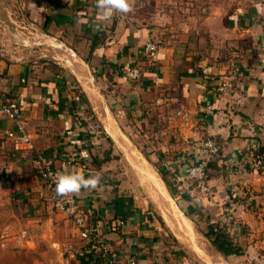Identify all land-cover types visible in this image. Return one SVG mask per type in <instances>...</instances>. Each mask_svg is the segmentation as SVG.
Instances as JSON below:
<instances>
[{"label":"crops","instance_id":"0c3cea01","mask_svg":"<svg viewBox=\"0 0 264 264\" xmlns=\"http://www.w3.org/2000/svg\"><path fill=\"white\" fill-rule=\"evenodd\" d=\"M132 3L131 13L108 21L95 0H7L0 7V105L9 96L23 106L33 139V147L17 144L8 135L20 134L17 121L0 116V252L7 241L49 231L55 252L83 245L49 199L36 163L41 154L60 171L102 177L97 189L75 195L93 210L91 227L120 253L121 264L131 256L138 264L193 263L159 219H149L147 200L113 180L111 160L96 163L107 153L96 155L92 146L102 136L89 109L106 137L121 143L126 128L164 170L163 162L193 157L206 138L220 139L236 174L217 158L221 173L209 182L211 193L199 205L184 193L185 211L210 244L212 224L229 234L240 253L225 256L213 246L226 264H264V167L252 171L248 164L255 142L264 161V0ZM149 38L160 41L155 65L144 52ZM131 64L144 68L142 84L120 78L118 69ZM222 82L229 83L224 90ZM175 109L188 117L168 120ZM134 122L146 132L131 131ZM62 229L71 244L61 241Z\"/></svg>","mask_w":264,"mask_h":264},{"label":"rangeland","instance_id":"374dc122","mask_svg":"<svg viewBox=\"0 0 264 264\" xmlns=\"http://www.w3.org/2000/svg\"><path fill=\"white\" fill-rule=\"evenodd\" d=\"M4 1L7 5V0H0V7L5 5ZM73 85L76 87L78 86L77 84ZM75 90L77 91L79 89L75 88ZM86 114L92 122L95 131L98 132L99 136H102L101 141L96 140V143L92 144V146L95 147L96 155L98 150L101 152L106 150L105 153H107L104 157L98 155L95 159L96 163L101 164L103 161L111 160L110 163L113 164L112 168L114 170L112 172L113 180L117 184L121 185L123 192L136 196L142 200H147L148 204H150L152 212H155L159 221L162 223L164 231L168 233V237L170 236V238L180 242V244L178 243L179 247L178 245L176 246L178 248L177 251H180L179 249L182 248L188 258L192 259V264H226L223 257L217 253L207 238L200 234L196 222L186 214L183 206L181 205L182 201L180 200V202H178L173 196V193L161 176V169H159L157 164L160 161L158 162L157 160H154L153 157L151 158L147 154L145 142L142 143L138 138L130 134V131L126 128H124V131L129 133L127 135L130 138L126 136L127 139L124 138L121 143L120 141H111L108 137H106L100 121L95 115L93 116V112H89L88 109ZM129 125H132L131 131L134 130L142 133L146 132L145 125L139 126L136 122ZM141 153L147 155L144 157ZM152 175L156 177L157 180L159 179L158 181L162 183L161 185L163 186V190L166 191L167 195L169 194L168 197L160 198L159 190L151 182ZM172 185L173 184H171V186ZM164 205H166V208ZM170 212L174 213L171 214ZM49 233L52 234L51 231H49ZM50 234L43 235V232H39L30 236L29 240L26 236L22 237L23 240H16L15 238V240H12L10 244H8L7 241V250L0 252V264H80L78 260L80 248L75 245H68L62 250L59 247V252H55L53 247H51L54 243L51 242H55L56 239H54V237ZM68 234H70L68 229H62L60 232V239L63 243L71 244L70 241L67 240ZM77 239L80 240V237H77ZM192 242L195 243V247L199 244L206 251V257L202 256L196 250Z\"/></svg>","mask_w":264,"mask_h":264},{"label":"built area","instance_id":"2783aa9c","mask_svg":"<svg viewBox=\"0 0 264 264\" xmlns=\"http://www.w3.org/2000/svg\"><path fill=\"white\" fill-rule=\"evenodd\" d=\"M144 52L151 65H155L159 59L160 41L156 38H149L145 43ZM121 79L125 81H133L142 84L145 76V70L138 64L125 65L118 69ZM229 86V83L222 82L221 90ZM23 106L19 102L12 100L0 105V116L9 115L15 118L20 134L9 132L8 135L16 139L17 144H26L33 147V139L26 131L22 120ZM188 117V114L180 109L166 112V118L170 121L176 118ZM259 143L255 142L252 147L253 155L249 161L252 171L260 170L264 167L262 156L256 151ZM221 140L217 137L206 138L198 147L195 155L190 159L179 160L177 163L163 162L162 166L172 173L173 179L179 187L181 193H187L192 203L199 205L203 198L211 193L212 186L208 182L209 164L212 160L219 158L226 166L230 174H236V161L227 155H222ZM36 163L39 173L48 191L49 199L53 206L66 214L73 223L80 237L89 241V245L83 250L86 258L94 260L102 259L105 264H121V255L108 245L104 239L99 236L93 237V230L89 223L90 216L93 214L91 208H85L80 205L76 195L66 197H57L55 194V178L60 173H68L60 171L44 162L43 156L37 154ZM129 264H138L136 258L131 256L128 258Z\"/></svg>","mask_w":264,"mask_h":264},{"label":"trees","instance_id":"16d2710c","mask_svg":"<svg viewBox=\"0 0 264 264\" xmlns=\"http://www.w3.org/2000/svg\"><path fill=\"white\" fill-rule=\"evenodd\" d=\"M81 98H84L83 96ZM13 99L9 98V96H7V101L6 102H11ZM83 101L85 99H82ZM109 140H111L110 138H108ZM217 159H214L210 162L209 164V170H208V182H211V179L213 178V176L218 175V173H221V170L219 167H217ZM158 167L161 172V176L163 178V180L166 182V184L168 185V188L171 190V192L173 193V196L176 198V200L178 202H180V200L182 201V197L184 196V193H181L179 190L178 185L176 184V182L173 179V175L171 172H169L168 170H164L161 167L160 162L157 163ZM170 181H169V179ZM170 182V184H169ZM171 184H173L172 187ZM229 202L231 203L232 201L229 200ZM181 205L183 206L184 210L186 209V205L183 204V202H181ZM187 215H189V212L185 211ZM149 219H154L156 216L155 212L151 211L148 213ZM158 218V217H157ZM93 230V237L96 236H100L97 233V229L92 228ZM207 237L209 238V240L211 241L212 245L219 250L223 255L228 256L234 253H240V250L238 248H235L233 241L231 239V237L229 236V234L223 229L220 228L214 224L211 225L210 230L207 232ZM83 240V239H82ZM89 241L87 240H83V245L81 246L80 249V253H79V263L80 264H105L103 262L102 259H98V260H94L91 257L90 258H86L83 250L89 245Z\"/></svg>","mask_w":264,"mask_h":264},{"label":"clouds","instance_id":"9594fccd","mask_svg":"<svg viewBox=\"0 0 264 264\" xmlns=\"http://www.w3.org/2000/svg\"><path fill=\"white\" fill-rule=\"evenodd\" d=\"M95 6L103 20H111L115 14L127 15L133 11L132 0H95ZM100 175L85 178L80 173H60L55 178V194L66 197L78 194L82 189L95 190L101 183Z\"/></svg>","mask_w":264,"mask_h":264},{"label":"bare ground","instance_id":"6f19581e","mask_svg":"<svg viewBox=\"0 0 264 264\" xmlns=\"http://www.w3.org/2000/svg\"><path fill=\"white\" fill-rule=\"evenodd\" d=\"M159 180V179H158ZM157 180V178L156 177H154L153 175L151 176V182L154 184V186L159 190V192H160V198L162 197V198H164V197H168V195H167V193H166V191L165 190H163V186L161 185L162 183H160L159 181ZM150 181V180H149ZM152 183H150V184H152ZM153 186V185H152ZM158 193V192H157ZM159 195V194H158ZM169 197H171V196H169ZM160 204V203H159ZM165 206V208H166V205H164ZM170 206V205H169ZM172 207V206H171ZM167 211V210H166ZM171 211V210H170ZM164 212H165V210H164ZM171 213V212H170ZM174 213V212H173ZM173 213H171V214H173ZM177 214V213H176ZM167 216V215H166ZM179 217V216H178ZM180 217H181V215H180ZM185 217V216H184ZM167 218V217H166ZM170 218V217H169ZM182 218H183V216H182ZM180 219V218H179ZM183 221V220H182ZM181 222V221H180ZM179 222V223H180ZM178 223V222H177ZM190 224V223H189ZM189 227V226H188ZM187 229V228H186ZM184 230V229H183Z\"/></svg>","mask_w":264,"mask_h":264}]
</instances>
